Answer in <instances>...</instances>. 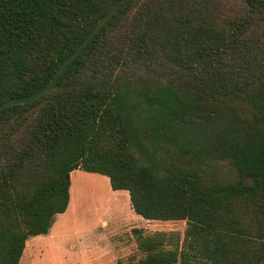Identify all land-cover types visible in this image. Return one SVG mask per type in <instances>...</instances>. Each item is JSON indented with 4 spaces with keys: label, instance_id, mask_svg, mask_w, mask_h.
Returning a JSON list of instances; mask_svg holds the SVG:
<instances>
[{
    "label": "trees",
    "instance_id": "obj_1",
    "mask_svg": "<svg viewBox=\"0 0 264 264\" xmlns=\"http://www.w3.org/2000/svg\"><path fill=\"white\" fill-rule=\"evenodd\" d=\"M114 1L0 0V103L42 87ZM75 169L185 222L174 245L131 229L139 255L115 264H264V0H127L45 93L1 109L0 264L66 209Z\"/></svg>",
    "mask_w": 264,
    "mask_h": 264
},
{
    "label": "rangeland",
    "instance_id": "obj_2",
    "mask_svg": "<svg viewBox=\"0 0 264 264\" xmlns=\"http://www.w3.org/2000/svg\"><path fill=\"white\" fill-rule=\"evenodd\" d=\"M222 13L236 8V0H213ZM68 203L54 215L48 233L30 237L17 264H23L29 244L34 245L26 264H115L116 258L138 256L137 234L162 233L167 243H179L184 220H147L135 214L125 190H111L107 177L75 169L70 172Z\"/></svg>",
    "mask_w": 264,
    "mask_h": 264
},
{
    "label": "water",
    "instance_id": "obj_3",
    "mask_svg": "<svg viewBox=\"0 0 264 264\" xmlns=\"http://www.w3.org/2000/svg\"><path fill=\"white\" fill-rule=\"evenodd\" d=\"M127 0H115L114 3L104 12L98 20L94 23V25L88 30L86 35L81 39V41L75 46V48L63 59V61L58 65V67L54 70L49 80L40 87L36 92L22 98H11L5 100L0 103V110L14 104H22L29 101H32L43 93H45L56 81L57 77L64 70V68L81 52V50L87 45V43L92 39V37L96 34V32L101 28V26L111 17V15ZM44 101L39 102L35 106L29 108L27 111L23 113L32 112L33 110L39 108Z\"/></svg>",
    "mask_w": 264,
    "mask_h": 264
},
{
    "label": "crops",
    "instance_id": "obj_4",
    "mask_svg": "<svg viewBox=\"0 0 264 264\" xmlns=\"http://www.w3.org/2000/svg\"><path fill=\"white\" fill-rule=\"evenodd\" d=\"M91 173V172H90ZM106 177V176H105ZM53 223V222H52ZM52 225V224H51ZM51 227V226H50ZM50 229V228H49ZM49 229H48V231H49ZM48 231H47V233H48ZM40 235H43V234H40ZM35 236H38V235H35ZM30 237H33V236H30ZM30 237H28L26 240H25V242L30 238ZM29 244V248L27 249V251H26V255H25V251H24V254L21 256V259L23 258V264H26L25 263V261L27 260V258L29 257V255H31L32 253H33V248H35L34 247V245L33 244H31V243H27V245ZM25 245H26V243H24V250H25ZM23 250V249H22ZM22 254V253H21ZM20 258V257H19Z\"/></svg>",
    "mask_w": 264,
    "mask_h": 264
}]
</instances>
